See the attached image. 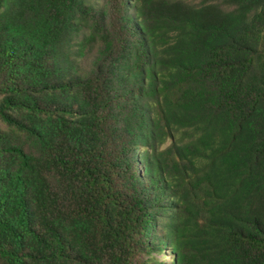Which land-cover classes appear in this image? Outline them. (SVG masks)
<instances>
[{
	"label": "trees",
	"instance_id": "16d2710c",
	"mask_svg": "<svg viewBox=\"0 0 264 264\" xmlns=\"http://www.w3.org/2000/svg\"><path fill=\"white\" fill-rule=\"evenodd\" d=\"M0 264H264V0H0Z\"/></svg>",
	"mask_w": 264,
	"mask_h": 264
},
{
	"label": "rangeland",
	"instance_id": "374dc122",
	"mask_svg": "<svg viewBox=\"0 0 264 264\" xmlns=\"http://www.w3.org/2000/svg\"><path fill=\"white\" fill-rule=\"evenodd\" d=\"M157 257H160V256H159V255H157ZM170 259H171L170 257H167V258H166V260H168V261H170Z\"/></svg>",
	"mask_w": 264,
	"mask_h": 264
}]
</instances>
